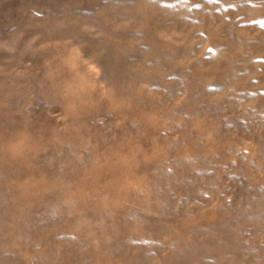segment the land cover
<instances>
[{
    "label": "rangeland",
    "instance_id": "obj_1",
    "mask_svg": "<svg viewBox=\"0 0 264 264\" xmlns=\"http://www.w3.org/2000/svg\"><path fill=\"white\" fill-rule=\"evenodd\" d=\"M0 264H264V0H0Z\"/></svg>",
    "mask_w": 264,
    "mask_h": 264
}]
</instances>
